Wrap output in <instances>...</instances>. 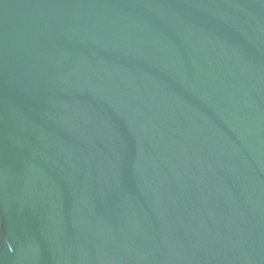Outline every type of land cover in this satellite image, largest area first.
Listing matches in <instances>:
<instances>
[{
  "label": "water",
  "instance_id": "95a60500",
  "mask_svg": "<svg viewBox=\"0 0 264 264\" xmlns=\"http://www.w3.org/2000/svg\"><path fill=\"white\" fill-rule=\"evenodd\" d=\"M0 264H264V0H0Z\"/></svg>",
  "mask_w": 264,
  "mask_h": 264
}]
</instances>
